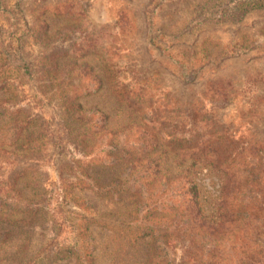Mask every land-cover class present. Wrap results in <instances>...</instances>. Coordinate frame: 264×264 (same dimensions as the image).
<instances>
[{
    "label": "rangeland",
    "instance_id": "374dc122",
    "mask_svg": "<svg viewBox=\"0 0 264 264\" xmlns=\"http://www.w3.org/2000/svg\"><path fill=\"white\" fill-rule=\"evenodd\" d=\"M0 2L6 9L3 12L0 8V55L6 51L5 46L13 47L10 54L7 51L8 60L0 56V64L6 65L10 79L17 80L16 86L21 91V96H12L13 104H29L33 113L41 114L47 122L45 127L38 122L35 129L40 133L59 127L62 95L56 91L74 86L95 89V83L82 77L84 63L104 77L105 85L83 98L82 104L108 113L112 127L125 124L133 113L112 94L108 82L116 48H120L125 74L132 79H148L150 97L155 100L167 94L174 101L188 103L196 119L205 116L213 123L208 137L233 141L234 147L231 143L227 145L240 152L237 168L241 178L227 181V185H233L227 190L234 192L226 190V194L231 199L230 211L244 219V226L248 227L246 238L239 239L241 231H232L231 227L208 237L197 230L179 233L158 223L160 211L142 212L144 225L154 229L134 237L130 233L140 227V222L138 227L134 223L138 218L134 204L127 201V206L122 205L113 201L117 197L100 196L87 190L78 195L90 199L96 207L97 219L107 224L104 228L95 224L93 229L98 264H248L251 263L248 257L253 255L257 259L254 264H264V178L257 174L260 158L264 160V9L250 11L239 21L217 23L198 13L202 9L211 12L218 3L216 0ZM120 17L125 20L121 21ZM43 21L50 24V37L43 34ZM115 30L120 32L119 36L114 35ZM112 41L116 43L115 48ZM88 43L92 45L90 53H72ZM15 49L26 63L16 60L12 54ZM55 51L67 52L69 56L60 59L58 79L50 83L42 79L37 66L40 67L38 61L44 53ZM13 64L21 65L28 74L20 77ZM30 71L33 76L29 75ZM40 89L46 90V95L38 94ZM7 122L6 118L0 125ZM197 125L203 127L200 122ZM46 139L48 146L35 149L44 154L38 163V174L46 181L47 189H55L66 157L74 150L71 146L57 149L47 135ZM14 149L15 146L10 148ZM201 168L198 179L204 191L206 215L209 220L219 221L226 178L224 182L211 166ZM237 192L239 199H236ZM131 193L134 194L132 189ZM132 194L122 199H140ZM41 227L37 229L36 239L43 242L52 237L53 231L50 222ZM11 247L16 250L15 245ZM12 252L0 250V264H13L9 260ZM54 264L76 262L70 259Z\"/></svg>",
    "mask_w": 264,
    "mask_h": 264
},
{
    "label": "trees",
    "instance_id": "16d2710c",
    "mask_svg": "<svg viewBox=\"0 0 264 264\" xmlns=\"http://www.w3.org/2000/svg\"><path fill=\"white\" fill-rule=\"evenodd\" d=\"M216 1L218 3L211 12L202 9L198 13L207 20L220 23L239 21L250 11L264 9V0ZM0 8L6 12L1 2ZM57 13L63 15L60 11ZM43 23L44 36L50 37V24ZM97 34L100 36L101 32ZM119 34L115 30L114 35ZM96 43L103 45L101 41ZM112 43L115 48V41ZM91 46V43L80 45L72 53H90ZM4 49L6 51L0 56L8 60L7 51L10 54L13 47L7 45ZM12 54L17 61L26 63L16 49ZM115 55L108 82L112 94L133 113L125 124L112 127L108 113L99 107L86 108L82 104L83 98L95 94L105 85L104 77L84 63L81 64L82 77L95 83V89L74 86L56 91L62 95L59 127L54 131L45 129L44 134L35 129L38 122L44 127L47 123L41 114L33 113L29 104H13L12 96H21V91L16 86L17 80L10 79L6 65L0 64V122L8 119L4 126L0 125V250L12 252L11 246H16L9 257L13 264H54L70 259L76 264H98L93 229L95 224L103 228L107 224L97 219L96 207L91 200L78 195L87 190L100 196L117 197L113 201L122 202V205L127 206V201L133 203V210L138 213L134 223L138 227L140 222V227L130 233L134 237L154 229V226L148 229L144 225L141 213L160 211L162 216L158 217V223L179 233L197 230L208 237L231 227L232 231H241L239 239L246 238L248 227L244 226V219L230 211L228 203L231 199H227L226 194L233 186L227 185V181L241 178L237 168L240 152L227 145L233 146L234 142L222 137H208L213 123L205 116L196 119L188 103L174 101L167 94L154 100L150 97L149 80L128 77L120 48H116ZM67 56V52L44 53L38 61L40 67L37 66L42 79L50 83L57 80L56 72L62 65L60 59ZM13 65L20 77L28 74L21 65ZM29 75H32L31 71ZM46 86L51 87L49 83ZM37 93L46 95V90L40 89ZM197 122L204 128L198 127ZM46 135L55 148L71 146L74 150L66 157L55 189H47L46 181L38 174V163L44 154L35 149L48 146ZM12 146H15L14 151L10 150ZM260 160L257 174L264 178V160ZM200 166L201 170L211 166L224 182L226 178L227 186L220 198L223 213L219 221L209 220L206 215V200L198 179ZM131 194L140 199H122ZM236 199H239L238 192ZM164 217L170 218L162 221ZM48 222L52 225V237L40 242L36 239L37 229ZM256 260L254 255L249 256L251 263L248 264H254Z\"/></svg>",
    "mask_w": 264,
    "mask_h": 264
}]
</instances>
